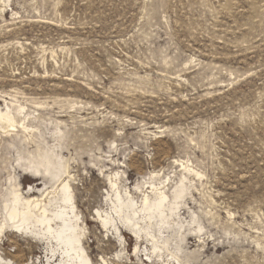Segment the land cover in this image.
Returning a JSON list of instances; mask_svg holds the SVG:
<instances>
[{
  "label": "rangeland",
  "instance_id": "obj_1",
  "mask_svg": "<svg viewBox=\"0 0 264 264\" xmlns=\"http://www.w3.org/2000/svg\"><path fill=\"white\" fill-rule=\"evenodd\" d=\"M5 111L26 130L0 119V198L42 190L29 163L60 154L93 264H264V0H0ZM151 174L188 188L151 221L156 252L92 217ZM9 236L0 253L29 258Z\"/></svg>",
  "mask_w": 264,
  "mask_h": 264
},
{
  "label": "bare ground",
  "instance_id": "obj_2",
  "mask_svg": "<svg viewBox=\"0 0 264 264\" xmlns=\"http://www.w3.org/2000/svg\"><path fill=\"white\" fill-rule=\"evenodd\" d=\"M0 119L6 122L3 131L26 130L23 123L16 125L9 112H0ZM29 169L33 171L32 177L38 174L39 179H42L43 189L36 187L32 194H24L18 184H10L5 195L0 198V245L3 238L10 234L9 243L16 246L17 254H26L29 258L17 259L15 262L11 259L12 255L0 253V264H36L31 262V255L37 245L43 247L44 264H93L83 246L85 227L77 212L71 187L74 178L67 162L52 150L37 161L30 162ZM183 169L187 174L198 175L187 167ZM156 177V174H151L148 182L134 187V191L142 194L139 203L134 201L130 191H124L121 195L115 190L113 199L107 195L110 213L96 210L93 219L103 228H112L118 239L122 238L120 224L136 241L143 236L149 238L153 251L164 250L167 240L161 241V247L157 245L151 221L157 220L159 232L164 226H170L177 216L176 211L183 204L188 188L186 177L180 178L170 190L166 189L164 182L157 183ZM109 185L111 189L116 187L111 179ZM144 185H148V191L143 190ZM17 235L34 240L36 246H29L24 251L15 241ZM100 261L102 264L105 259L101 258Z\"/></svg>",
  "mask_w": 264,
  "mask_h": 264
}]
</instances>
